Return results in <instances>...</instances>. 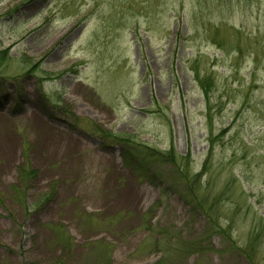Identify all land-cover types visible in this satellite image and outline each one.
<instances>
[{"label": "rangeland", "instance_id": "374dc122", "mask_svg": "<svg viewBox=\"0 0 264 264\" xmlns=\"http://www.w3.org/2000/svg\"><path fill=\"white\" fill-rule=\"evenodd\" d=\"M0 264H264V0H0Z\"/></svg>", "mask_w": 264, "mask_h": 264}, {"label": "trees", "instance_id": "16d2710c", "mask_svg": "<svg viewBox=\"0 0 264 264\" xmlns=\"http://www.w3.org/2000/svg\"><path fill=\"white\" fill-rule=\"evenodd\" d=\"M120 140H122L120 142L123 143L124 146H126V145L129 146V141L126 140L125 137H121ZM121 148L123 149V154H124L125 161L127 163L131 162L132 158L133 157L135 158V156L132 153L133 152L132 150L135 147L133 149H128L127 147L126 148L125 147H121ZM138 152H140V155H141L140 157L138 156ZM161 156H164L165 158H167L170 161H172V160L174 161V157H173L174 155L172 153H170V152H166V153L155 152L154 150L148 148L147 146H145V147L143 146L141 148H137V160L139 161V164H142L141 160H142L143 157L146 158V161L148 162L147 165L144 166L145 170L148 171L147 174H151V175H153L156 178H167V179H169L171 181V185H172L170 188L171 189L173 188L172 189L173 191L176 189V191H174V192H176L177 194H179V192H180L181 195L185 196L186 192L183 189L179 190V186L176 184L175 179L170 174L171 172H167L166 174H163L160 171H158V173H156V170L154 171V167H155L154 166V163H155L154 161H157V162L161 163V161L163 160V159L161 160V158H162ZM157 175H159V177ZM186 177H187V174H186ZM194 187L195 186L192 185V188H194ZM187 189L188 190H186V191H190L189 193H191V195H189V199H187V198H185V199L189 202L188 205L190 206L191 210L193 212H198V213L199 212H201V213L203 212V213L208 215L207 212L213 206L212 202H207L206 201V197H204V196L202 197V199L201 198H197L196 197L197 194H195L197 190L193 191L188 184H187ZM230 224H231V219H230ZM214 231H217V233H221L222 235L225 233V231H222L218 227V225H216V227L213 226V228L210 229L209 233L210 232H214ZM258 237H260V233L259 232H256V233L254 232L250 236V238L248 240V243H247V246L244 247V249L247 252L250 251V253H247L246 251H244L246 253L245 257L248 258L250 260V262H253L252 258H253V256L255 257L257 252H258V247H257ZM226 241H227L228 245L230 246V248L236 247L234 241H232L231 239H229V240L226 239Z\"/></svg>", "mask_w": 264, "mask_h": 264}]
</instances>
